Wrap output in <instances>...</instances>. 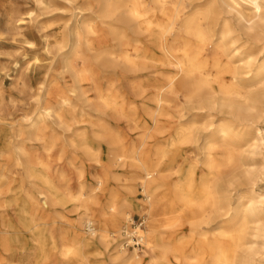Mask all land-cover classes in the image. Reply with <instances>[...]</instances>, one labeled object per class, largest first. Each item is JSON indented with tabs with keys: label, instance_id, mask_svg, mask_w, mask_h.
<instances>
[{
	"label": "bare ground",
	"instance_id": "1",
	"mask_svg": "<svg viewBox=\"0 0 264 264\" xmlns=\"http://www.w3.org/2000/svg\"><path fill=\"white\" fill-rule=\"evenodd\" d=\"M35 1L49 11L62 0ZM66 1L72 17L48 42L54 71L31 90L35 111L17 118L0 90V264H85L92 250L106 264H256L264 0ZM67 142L98 176L65 164ZM134 211L145 216V229L129 230L142 254L122 246Z\"/></svg>",
	"mask_w": 264,
	"mask_h": 264
},
{
	"label": "rangeland",
	"instance_id": "2",
	"mask_svg": "<svg viewBox=\"0 0 264 264\" xmlns=\"http://www.w3.org/2000/svg\"><path fill=\"white\" fill-rule=\"evenodd\" d=\"M58 9L43 11L39 8L35 0H0V90L4 91V108L6 111L12 112L17 118H21L23 114L34 112L37 108L31 90H35L39 80L47 72L53 73L55 56L53 52L48 51V42H53L54 36L64 26L65 22L72 17V7L66 0H62L56 5ZM24 14V21H21L19 25L10 22L8 16L11 13ZM28 12H33L29 14ZM228 17L232 18L239 30H243L246 26L245 21H239L237 14L230 12ZM51 22L59 23L54 27H49ZM245 40V39H244ZM250 46V47H249ZM234 47H237L242 52H253L254 56H258L260 51L258 46L244 45L243 41H237ZM263 58V55L260 56ZM184 100V98L182 97ZM178 102L174 101L173 106H176ZM206 111H202L204 113ZM142 117V114H141ZM196 119L202 120V116H197ZM258 127L264 134V116L258 121ZM65 139L70 141L73 134L66 132ZM258 149V154L250 158V163H255L254 168L258 170L259 182L256 185V190L264 195V138ZM64 155L66 157V165H70L77 162L85 161L87 158L82 153V149L77 150L70 145L69 142L65 145ZM77 155V156H76ZM200 148L195 145L192 153L193 158H199ZM77 157V159H76ZM87 164H90L91 170L95 176L99 175V170L94 166V161L91 157H88ZM85 163V164H86ZM70 167V166H69ZM67 169L69 179H71L72 186L75 184V176L71 168ZM128 171H122L120 179L127 180ZM140 183V180H138ZM236 190L245 191L247 186L238 184ZM138 198L144 199L143 188L138 186ZM136 199V203L138 200ZM69 208L62 209V212L67 216ZM49 209L46 215L49 221L56 214ZM66 220V218L64 219ZM129 226V228H128ZM145 216L137 211L131 213V220L127 224L122 225V230L135 231L139 228L145 229ZM86 231L88 229L85 228ZM123 238L124 233L122 232ZM121 236V239H122ZM142 243V242H141ZM123 246V244H122ZM262 246V245H261ZM124 247V246H123ZM143 243L140 246L125 247L128 250H134L138 248L140 253H143ZM264 251V249L262 250ZM87 261L85 264H106L108 262L106 255H98L95 251L87 253ZM204 261H208L206 258ZM17 264H20L18 259ZM64 264H83L81 261H77L74 257L64 261ZM256 264H264V255L256 256Z\"/></svg>",
	"mask_w": 264,
	"mask_h": 264
},
{
	"label": "built area",
	"instance_id": "3",
	"mask_svg": "<svg viewBox=\"0 0 264 264\" xmlns=\"http://www.w3.org/2000/svg\"><path fill=\"white\" fill-rule=\"evenodd\" d=\"M133 230L135 231V229ZM122 232L125 236L122 240V244L124 247H135L140 246L142 244V238L138 236L137 233L133 235L132 233H129V230H126V228Z\"/></svg>",
	"mask_w": 264,
	"mask_h": 264
}]
</instances>
